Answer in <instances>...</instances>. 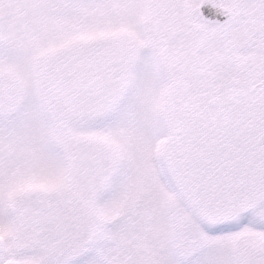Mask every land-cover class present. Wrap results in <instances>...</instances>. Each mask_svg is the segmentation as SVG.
Instances as JSON below:
<instances>
[{
  "label": "snow or ice",
  "instance_id": "obj_1",
  "mask_svg": "<svg viewBox=\"0 0 264 264\" xmlns=\"http://www.w3.org/2000/svg\"><path fill=\"white\" fill-rule=\"evenodd\" d=\"M0 264H264V0H0Z\"/></svg>",
  "mask_w": 264,
  "mask_h": 264
}]
</instances>
